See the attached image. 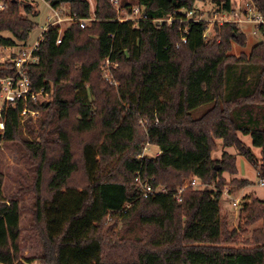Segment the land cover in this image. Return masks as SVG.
I'll return each mask as SVG.
<instances>
[{"label": "trees", "instance_id": "16d2710c", "mask_svg": "<svg viewBox=\"0 0 264 264\" xmlns=\"http://www.w3.org/2000/svg\"><path fill=\"white\" fill-rule=\"evenodd\" d=\"M46 1L54 8L71 6L78 19L92 17L89 0ZM94 1L97 20L85 28L79 21L71 23L59 44V30H46L35 50L38 63L27 67L34 89L54 92L50 103L29 104L45 113L39 132L32 130L38 141L21 135V105L4 112L0 139H22L37 165L33 221L42 245L37 260L264 264V226L246 239L249 247L232 246L239 241L240 228L246 232L258 220L264 222V199L246 200L241 225L228 229L221 219V199L227 186L224 173L237 174L236 157L228 152L221 159L212 157L220 139L264 179V43H256L249 55L231 54L233 44L247 43L244 31L232 22L215 23L214 34L206 39L209 23L194 19L196 3L210 1L219 12H229L234 0H137L145 18L136 25L118 21L110 0ZM254 1L264 16V0ZM21 5L8 0L0 10V33L9 31L14 37L0 36V46L25 42L36 26L21 14ZM24 8L27 14L33 11L31 4ZM168 17L171 24L155 21ZM107 59L122 68L114 71L117 91L103 80ZM14 72L11 61L0 65V77ZM117 93L132 111L123 113ZM202 107V114L195 115ZM137 113L150 117L146 137ZM241 135L252 137L259 155ZM146 139L161 152L138 158ZM78 174L83 183H76ZM193 176L206 187L187 188L179 202L174 194ZM138 177L168 193L144 197ZM3 182L0 173V264H31L35 259L20 247V204L5 200ZM229 184L234 193L249 181L234 178ZM112 217H122L121 230L108 221ZM137 225L148 230L138 235Z\"/></svg>", "mask_w": 264, "mask_h": 264}, {"label": "rangeland", "instance_id": "374dc122", "mask_svg": "<svg viewBox=\"0 0 264 264\" xmlns=\"http://www.w3.org/2000/svg\"><path fill=\"white\" fill-rule=\"evenodd\" d=\"M8 1V0H6ZM5 1V2H6ZM21 5V14L31 18L35 21L36 26L32 30L29 38L25 42H18L17 46L14 47H3L0 46V65H6L11 60V56H13L15 51H18L19 48L31 45L35 40L38 39L43 27L49 24V18L54 16V11L52 9V5L45 0H19ZM131 2L132 5H137V0H124ZM234 5L241 4L243 0H234ZM90 8L92 12V16H94L97 20V17L94 14V9L96 2L94 0H89ZM31 4L33 7V11L30 14L25 12L24 5ZM197 9V16L202 17L206 21H208L209 26L206 32L207 38L210 39L214 34V24H219L218 21L215 22V15L219 14L218 7L210 1L206 2H197L195 5ZM61 13L63 14V18H67L69 16H73L74 13L71 9V6L66 5L61 8ZM37 13V16L35 15ZM169 18V19H168ZM167 19L170 20V17ZM91 25V22L88 23ZM70 25L69 22H65L62 25V28L65 30ZM241 29L247 36V43L245 46H240L238 44H233L231 54L239 56L240 54H249L256 43L263 42L264 43V29L261 30L258 27L256 28L255 24H242ZM0 36L13 38V35L9 31H3L0 33ZM103 80H107L110 83V86L117 91L119 86V81L114 78V71L117 70L119 72L122 68L117 65H112L109 63H103ZM100 85V83H99ZM54 94V92H53ZM51 92L49 93V99L47 103H50L54 99V95ZM116 98L118 99V103L123 111L126 113L130 112L132 109L129 104L119 98V94L117 93ZM114 96L112 95L108 100H113ZM92 100L94 98L92 97ZM205 110V107H202L196 111H194L195 115H201ZM45 116L42 110H39L38 116L28 115L25 117L24 121H21L22 124V137L36 140L35 134L39 132L40 129V121ZM138 119L139 129L142 136L146 137V124L149 123L150 117L146 115H142L137 113L136 115ZM29 124V125H28ZM34 131V133L32 132ZM243 141L259 155L260 149L253 146V139L250 135H243ZM217 148L213 151L212 157L215 159H221L224 152H228L236 157V166H237V174L224 173V177L227 181V186L223 193V197L221 199V219L227 221L228 229L239 228L242 221V204L250 199V197H258L260 199H264V187L259 185L260 177L258 176L257 169L248 161V159L240 155L236 148L234 147H226L222 140H217ZM159 152V147L147 142L143 144L142 154L148 156H156ZM36 169L37 165L28 150L25 148L22 139H18L15 141H6L0 139V173L4 176L3 182V195L5 200H17L21 207V219H20V229H21V242L20 247L23 254L26 257L34 258V262L31 264H40L38 257L42 254V245L40 242L39 232L37 230L36 225L33 221V206L35 202V178H36ZM234 178L237 179H247L249 181V185L243 189L234 188V193H231V185L229 184ZM76 183H83V178L80 174L77 175ZM206 185L201 184L198 188H204ZM212 187V186H211ZM213 188V187H212ZM230 190V192L227 191ZM228 192V194H227ZM240 200V204L238 208L234 206V202ZM111 223H114L115 231H119L124 226V221H122V217L118 218H110ZM224 223V221H222ZM264 226L263 220H258L256 223L247 227V231L243 232L240 228L238 230L240 235L239 241L232 246L234 247H249L250 244L246 242V239L251 237L252 233L256 229H260ZM147 227L142 225H137L135 227V232L138 235H142L147 231Z\"/></svg>", "mask_w": 264, "mask_h": 264}, {"label": "built area", "instance_id": "2783aa9c", "mask_svg": "<svg viewBox=\"0 0 264 264\" xmlns=\"http://www.w3.org/2000/svg\"><path fill=\"white\" fill-rule=\"evenodd\" d=\"M5 1L6 0H2L0 2V10L6 8L7 1ZM110 2L115 6L117 12L116 19L120 22L132 21L134 25H136L140 20L145 18V8L141 5L123 6L119 0H110ZM52 9L54 11V16L49 18V24L43 27L38 39L29 46L19 48V50L15 51L13 56H11L10 60L13 63L15 69L14 74L6 77H0V135L4 134L5 132V111L10 108H17L21 105L22 111L20 113V120L24 121L25 117L28 115H39V110L34 111L29 108L30 103H46L49 99V92H47L45 89L36 90L33 88L32 81L27 72V67L29 65L38 63L39 61V57L35 55V50H37L40 45V42L43 38V33L51 27L57 28L59 30V35L56 43L59 44L62 41V34L66 30L62 28L63 23L69 22L71 24L75 21H79L80 26L85 28L89 25V22L92 23L96 19L94 16L90 18L78 19L74 15L63 18L61 8L52 7ZM187 17L192 18L193 11L187 12ZM168 19H155V21H158L159 23L167 21L169 24H171L173 19L171 17L170 20ZM194 19L203 20L202 17L198 16H195ZM216 21H218L220 24L232 22L236 23L240 27L242 24H255L256 28L258 27L260 29L261 26L264 28V16L259 11L254 0H243L241 4L235 5L233 10L229 12H219V14L215 15V22ZM181 41L185 43L187 38L183 36ZM178 46L179 44L177 47ZM109 62V59H107L106 63ZM160 152L161 151L159 150L156 155H158ZM143 156L144 155L142 153L137 155L138 158ZM257 172L259 176L260 173L259 171ZM137 180L142 185L144 197H148L157 193H168L167 188L161 185L153 187L149 182H142L139 177ZM201 184L203 183L196 176L190 177L184 181L183 185L179 187L174 196L180 202L182 201V193L187 188L192 187L197 189L199 186H201ZM259 185L264 187V179H260ZM227 191L230 192L228 189ZM239 204L240 200L234 202V206L236 208H238ZM126 207H128V205H126Z\"/></svg>", "mask_w": 264, "mask_h": 264}, {"label": "crops", "instance_id": "0c3cea01", "mask_svg": "<svg viewBox=\"0 0 264 264\" xmlns=\"http://www.w3.org/2000/svg\"><path fill=\"white\" fill-rule=\"evenodd\" d=\"M250 53H251V52H250ZM250 53H249V54H250ZM249 54H246V55H249ZM242 136H243V135H241V138H242ZM254 152H255V151H254ZM259 153H260V151H259Z\"/></svg>", "mask_w": 264, "mask_h": 264}]
</instances>
